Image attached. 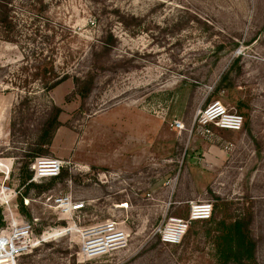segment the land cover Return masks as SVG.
Masks as SVG:
<instances>
[{"label": "rangeland", "instance_id": "374dc122", "mask_svg": "<svg viewBox=\"0 0 264 264\" xmlns=\"http://www.w3.org/2000/svg\"><path fill=\"white\" fill-rule=\"evenodd\" d=\"M11 5L15 31L0 32V187L12 190L2 196L3 229L11 213L38 219L39 235L63 229L20 264H220L217 246L243 217L254 264H264V0ZM87 74L94 87L83 99L73 77ZM217 101L244 117L242 131L196 122ZM55 109L59 126L45 148ZM38 157L63 160L60 178L30 182ZM64 194L86 203L79 224L47 201ZM191 202L211 203L213 218L192 223L180 245L160 243L157 227L187 218ZM108 220L128 233V247L82 256V229Z\"/></svg>", "mask_w": 264, "mask_h": 264}, {"label": "built area", "instance_id": "2783aa9c", "mask_svg": "<svg viewBox=\"0 0 264 264\" xmlns=\"http://www.w3.org/2000/svg\"><path fill=\"white\" fill-rule=\"evenodd\" d=\"M196 122L202 126H214L225 131H242L244 117L237 111L229 110L221 102H213L196 114ZM180 127L179 123H176ZM64 168V161L55 157H38L32 162L30 169L33 173L30 182L39 183L43 180L57 178ZM9 173L4 175L9 178ZM8 187H0V205L8 204L3 195L11 194ZM17 196V194H16ZM47 201L61 212L62 215L76 216L77 223L81 222L80 215L86 209L84 201L74 200L72 195L64 194L49 196ZM27 206L30 201L24 200ZM6 228L0 230V264H19L20 258L32 253L40 243L59 234L63 229L51 230L42 235L36 233L35 225L38 219L19 223L11 213ZM213 216V205L208 202H191L187 218L170 217L157 227L154 234L163 245H180L190 226L195 222L208 221ZM75 222V224H77ZM59 232V233H58ZM48 235V236H47ZM82 243L80 253L87 259H96L116 251L124 250L129 245V235L115 221L108 220L98 223L81 231Z\"/></svg>", "mask_w": 264, "mask_h": 264}, {"label": "trees", "instance_id": "16d2710c", "mask_svg": "<svg viewBox=\"0 0 264 264\" xmlns=\"http://www.w3.org/2000/svg\"><path fill=\"white\" fill-rule=\"evenodd\" d=\"M11 2L12 0H0V32L6 34L7 38L11 35V33H14L15 31V23L13 22V15H12L13 9ZM110 41L113 42L111 36H110ZM103 45H109V37L103 42ZM69 78L70 76L67 74L63 75L62 77L53 76L46 89L48 91L53 90L54 88H56L57 86H59ZM73 80L75 81L77 94L81 96L83 99H86L91 94L92 89L94 87L95 76L92 74H87L84 77L74 76ZM55 110H56L55 116L49 118L45 122L44 124L45 127L43 128L42 131L44 133L43 134L44 142L42 146H44L45 148L50 146L54 134L53 132H55V130L59 126V122L57 119L60 111L59 109H55ZM46 153H47L46 151H43V154ZM31 176H32V171L28 179H30ZM60 176L52 179H59ZM29 187L37 188L40 191H44L48 189L47 187L42 186V184L36 185L33 183H30ZM20 204L22 211L23 210L26 211L27 209L22 205V201H20ZM1 211L2 210L0 209V230L5 227V223L3 222ZM256 246H257L256 242L250 232L248 219L245 217L239 218L230 225L225 236H223L222 240L219 242L217 246L218 261L220 264H254L256 262Z\"/></svg>", "mask_w": 264, "mask_h": 264}, {"label": "crops", "instance_id": "0c3cea01", "mask_svg": "<svg viewBox=\"0 0 264 264\" xmlns=\"http://www.w3.org/2000/svg\"><path fill=\"white\" fill-rule=\"evenodd\" d=\"M58 141H59V140H58ZM58 141L56 142V140H55V141H54V144H55V145L59 144L60 142L58 143Z\"/></svg>", "mask_w": 264, "mask_h": 264}, {"label": "bare ground", "instance_id": "6f19581e", "mask_svg": "<svg viewBox=\"0 0 264 264\" xmlns=\"http://www.w3.org/2000/svg\"><path fill=\"white\" fill-rule=\"evenodd\" d=\"M0 167H4V164L3 163H0Z\"/></svg>", "mask_w": 264, "mask_h": 264}]
</instances>
